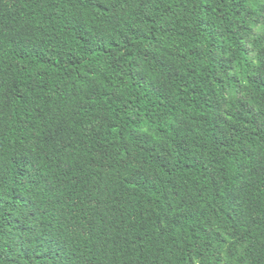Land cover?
<instances>
[{"label": "trees", "instance_id": "trees-1", "mask_svg": "<svg viewBox=\"0 0 264 264\" xmlns=\"http://www.w3.org/2000/svg\"><path fill=\"white\" fill-rule=\"evenodd\" d=\"M0 264H264V0H0Z\"/></svg>", "mask_w": 264, "mask_h": 264}]
</instances>
